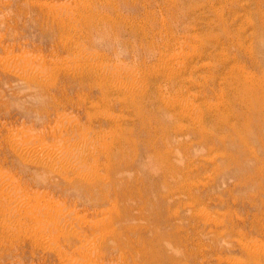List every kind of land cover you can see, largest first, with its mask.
Masks as SVG:
<instances>
[{"label":"rangeland","instance_id":"rangeland-1","mask_svg":"<svg viewBox=\"0 0 264 264\" xmlns=\"http://www.w3.org/2000/svg\"><path fill=\"white\" fill-rule=\"evenodd\" d=\"M0 264H264V0H0Z\"/></svg>","mask_w":264,"mask_h":264},{"label":"bare ground","instance_id":"bare-ground-1","mask_svg":"<svg viewBox=\"0 0 264 264\" xmlns=\"http://www.w3.org/2000/svg\"><path fill=\"white\" fill-rule=\"evenodd\" d=\"M175 57V56H174ZM127 90V89H126Z\"/></svg>","mask_w":264,"mask_h":264}]
</instances>
